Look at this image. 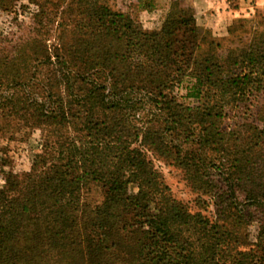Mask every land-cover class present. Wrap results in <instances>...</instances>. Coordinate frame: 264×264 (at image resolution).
<instances>
[{
  "label": "trees",
  "instance_id": "trees-1",
  "mask_svg": "<svg viewBox=\"0 0 264 264\" xmlns=\"http://www.w3.org/2000/svg\"><path fill=\"white\" fill-rule=\"evenodd\" d=\"M180 2L147 31L99 0H70L64 17L36 15L34 36L13 52L0 48V168L12 143L39 132L41 144L27 173L4 175L0 264H264V225L256 250L241 251L220 224L230 215L241 227L244 209L264 210V129L249 147L237 137L223 146L220 130L225 102L264 87V36L225 64L199 61L200 28ZM186 77L194 106L175 96ZM205 148L226 171L215 222L174 199L148 156L179 163L202 190L212 183ZM91 183L105 190L96 208L81 201Z\"/></svg>",
  "mask_w": 264,
  "mask_h": 264
},
{
  "label": "rangeland",
  "instance_id": "rangeland-1",
  "mask_svg": "<svg viewBox=\"0 0 264 264\" xmlns=\"http://www.w3.org/2000/svg\"><path fill=\"white\" fill-rule=\"evenodd\" d=\"M173 1L175 0H99L112 11L131 16L147 31H156L162 27ZM179 1H182L180 2L181 7L191 10L198 17L197 24L202 39L201 48L197 52L199 61L208 55H213L225 64L228 55L234 57L240 52L248 50L254 42H258L264 36V4H256L254 7L246 1L242 6L243 12L239 13L236 18L222 19L223 17L219 15L213 19H207L203 14L204 6L202 9L200 8L199 0H177V2ZM69 5L70 0H14L7 10L0 9V48L4 47L13 52V48L20 39L27 40L28 37L34 36L31 32L35 26L36 15L44 13V17L57 20L65 16ZM219 10L223 11L222 8ZM50 28L53 34L55 27ZM194 82V78L186 77L175 90L178 101L186 106H194L197 103V100L188 96ZM263 129L264 87L260 90L248 89L242 97L231 100L229 105L225 102L223 118L220 121V130L226 133L222 139L223 146L230 144L237 137L242 138L244 144H247L246 147H249L251 139H256L259 131ZM199 133V129L195 130L194 136L186 146L189 150L197 149ZM193 141L196 144H192ZM40 147L39 132H35L24 141L10 145L8 164L0 168V189L4 184L6 173L23 174L30 170L32 161L39 153ZM218 151L217 148H205L200 151L203 163H205V165L203 164L205 178L212 181L211 185L210 183L206 184L202 190L194 189L196 182L190 179V174L188 175L179 163L173 162L167 157H156L150 153L148 155L153 161L155 169L160 173L164 184L169 188V194L186 206L190 213H201L211 222L218 221L220 211L224 208L227 209L228 205L224 203L222 196L226 191L223 180L226 171L216 169L211 165L222 156ZM3 158L0 155V161ZM209 186L211 187L209 188ZM197 187L199 186L197 185ZM130 192L136 193L137 186L131 185ZM104 193L105 190L100 184L91 183L82 189L81 201L83 204L96 208L103 203ZM243 211L246 218L241 221V227H236L234 219H231L230 215L229 218L225 217L220 224H225L236 231L237 237L243 243V246L240 247L241 251L256 250L253 245L257 242L260 225H264V210L248 207ZM238 228L240 229L237 230Z\"/></svg>",
  "mask_w": 264,
  "mask_h": 264
},
{
  "label": "crops",
  "instance_id": "crops-1",
  "mask_svg": "<svg viewBox=\"0 0 264 264\" xmlns=\"http://www.w3.org/2000/svg\"><path fill=\"white\" fill-rule=\"evenodd\" d=\"M246 1L254 7L256 4H264V0H199L198 3L201 9L204 6L203 10L205 11L203 14L207 19H213L219 15L223 17L222 19H229L231 17L236 18L239 13L243 12L242 6ZM219 8H222L223 11L220 12ZM195 16L198 19L197 15Z\"/></svg>",
  "mask_w": 264,
  "mask_h": 264
}]
</instances>
